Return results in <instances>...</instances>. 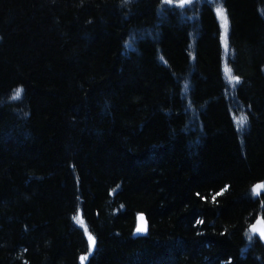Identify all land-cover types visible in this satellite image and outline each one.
<instances>
[{
	"label": "trees",
	"instance_id": "obj_1",
	"mask_svg": "<svg viewBox=\"0 0 264 264\" xmlns=\"http://www.w3.org/2000/svg\"><path fill=\"white\" fill-rule=\"evenodd\" d=\"M216 1L234 87L213 0H0V264H264V0Z\"/></svg>",
	"mask_w": 264,
	"mask_h": 264
},
{
	"label": "snow or ice",
	"instance_id": "obj_2",
	"mask_svg": "<svg viewBox=\"0 0 264 264\" xmlns=\"http://www.w3.org/2000/svg\"><path fill=\"white\" fill-rule=\"evenodd\" d=\"M172 2H173V0H168V3H172ZM179 3L181 6H183L185 4L192 3V0H179ZM216 11H217V16L221 20L222 27L224 29V41H225V47L227 48V37H228V27H229L228 16H227V13L223 7H218ZM127 46L131 47V44H129ZM226 73L228 75V80L233 85V87L236 84L240 83V77L232 75L231 69L226 68ZM22 93H23V89L18 88L15 90L14 96L12 98L18 99L22 96ZM245 122H246V118L242 119L240 123L242 125ZM261 189H264V184L256 185L253 188V194L259 195ZM221 194L222 193H217L216 195L218 196ZM213 200H215V197H213ZM73 219L76 221L77 224L84 227V231H85V234H86L87 239H88V251H89V255H90L94 251V249L96 248V244H97L96 237L93 236L88 231L86 226H84V221H83L81 216H79V215L74 216ZM139 219H140L141 223L138 225V227L136 229L137 233L146 232L147 231V224H146V221L144 220V217L141 215ZM258 223H259L260 227H257V225H252L251 228L249 229V236H248L249 240L253 239V235L256 233H259L260 237L264 238V219L260 220ZM86 260H88V256H81L80 257L81 264H84V262Z\"/></svg>",
	"mask_w": 264,
	"mask_h": 264
},
{
	"label": "rangeland",
	"instance_id": "obj_3",
	"mask_svg": "<svg viewBox=\"0 0 264 264\" xmlns=\"http://www.w3.org/2000/svg\"><path fill=\"white\" fill-rule=\"evenodd\" d=\"M165 2L168 3V0H164ZM215 5H214V8H215V13H216V16H217V8L218 7H222V5H220L216 0H213ZM170 4H178L180 5L179 3V0H173L172 3ZM217 19H218V22H219V26H220V38H221V44H222V47H223V55H224V62H223V72H224V76L226 77L227 81L229 82L228 80V75L226 73V68L230 69L229 66H228V62H227V57L229 56L230 54V47H229V44H228V40H227V48L225 47V41H224V29L222 27V23H221V20L219 19V17L217 16ZM232 73V72H231ZM233 75V74H232ZM230 83V82H229ZM231 84V83H230ZM244 119L242 115H236L235 116V121L237 122V124H239L240 126V122L241 120Z\"/></svg>",
	"mask_w": 264,
	"mask_h": 264
},
{
	"label": "water",
	"instance_id": "obj_4",
	"mask_svg": "<svg viewBox=\"0 0 264 264\" xmlns=\"http://www.w3.org/2000/svg\"><path fill=\"white\" fill-rule=\"evenodd\" d=\"M141 215L144 217V220L146 221L147 231L146 232H143V233H137L136 229H137L138 225L141 223V221L139 219ZM262 219L263 218H261V217L255 218L253 220V222L250 224V227L249 228H251L252 225H257V227H260V225H259L258 222L260 220H262ZM147 232H148V220H147V218H146V216H145V214L143 212H138L137 215H136V224H135V227L133 229V235L134 236H144V235L147 234ZM255 235H257V237L259 238V240L264 243V238H261L260 235H259V233H256Z\"/></svg>",
	"mask_w": 264,
	"mask_h": 264
},
{
	"label": "bare ground",
	"instance_id": "obj_5",
	"mask_svg": "<svg viewBox=\"0 0 264 264\" xmlns=\"http://www.w3.org/2000/svg\"><path fill=\"white\" fill-rule=\"evenodd\" d=\"M137 215V214H136ZM135 224H136V218H135ZM263 243V242H262Z\"/></svg>",
	"mask_w": 264,
	"mask_h": 264
}]
</instances>
